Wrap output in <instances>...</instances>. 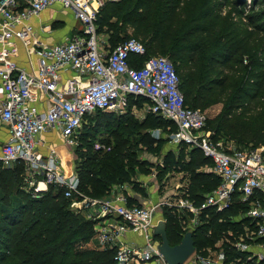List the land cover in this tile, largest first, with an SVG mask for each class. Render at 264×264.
<instances>
[{
    "label": "built area",
    "instance_id": "1",
    "mask_svg": "<svg viewBox=\"0 0 264 264\" xmlns=\"http://www.w3.org/2000/svg\"><path fill=\"white\" fill-rule=\"evenodd\" d=\"M108 1L118 0H0V131L6 133L0 139L1 165L22 164L24 185L33 196L50 185L60 189L73 212L93 221L92 239L100 249L113 251L114 264H168L158 249L160 238L153 233L159 220L165 223L163 209L184 214L182 235L205 223L208 210L232 211L219 219L233 223L223 237L213 247H195L182 264H264V145L240 148L232 141L213 139L204 128L205 113L185 105L178 74L167 56L149 55L139 66L129 63L131 56L146 55L139 39L131 36L103 51L95 21ZM54 4L70 11L81 27L47 44L35 35L28 19ZM16 41L34 54L35 70L26 71L14 60ZM130 96L145 98L148 113L175 124L176 130L167 133L175 154L184 145L211 160L209 167L199 170L214 174L219 183L201 201L189 197L187 181L168 187L165 177L156 180L157 171L151 172L156 201L151 191L143 196L124 182L114 184L107 196H89L80 190L74 170L62 169L55 147L45 155L37 152L38 136L53 129L66 145L75 147L87 115L97 110L124 114ZM43 99L45 109L40 111L37 103ZM158 164L163 166L161 160ZM126 233L142 241L125 239ZM230 250L239 256L229 259Z\"/></svg>",
    "mask_w": 264,
    "mask_h": 264
},
{
    "label": "trees",
    "instance_id": "2",
    "mask_svg": "<svg viewBox=\"0 0 264 264\" xmlns=\"http://www.w3.org/2000/svg\"><path fill=\"white\" fill-rule=\"evenodd\" d=\"M227 2L233 15L221 13L220 6ZM245 9L248 26L233 21ZM95 24L108 35L112 48L126 39L114 42L127 30L144 44L146 55L131 56V65L139 66L149 55L167 56L176 66L188 107L203 111L221 103L220 112L204 127L213 139L231 140L240 148L264 145V0H250L248 5L246 0L108 1ZM148 114L144 123L129 121L128 112L97 110L86 116L74 147V172L82 193L104 197L112 185L129 181L139 162L138 145L150 150L154 141L141 132L143 125L176 130L173 122ZM107 128L109 149H94L95 136ZM162 163L157 179L161 181L164 172H183L189 197L196 201L219 183L214 174L199 170L211 165L199 149L189 148L187 154L184 147L177 154L168 150L162 154ZM22 173V164L3 167L0 163V264H114L112 250L84 246L94 235L93 221L73 212L69 200L54 186L33 196ZM136 188L145 194L142 187ZM208 212V220L192 233L197 249L213 247L233 224L219 220L227 218L230 210ZM163 214L167 239L174 245L182 237L185 216L166 209ZM227 253L229 259L239 256L234 250Z\"/></svg>",
    "mask_w": 264,
    "mask_h": 264
},
{
    "label": "rangeland",
    "instance_id": "3",
    "mask_svg": "<svg viewBox=\"0 0 264 264\" xmlns=\"http://www.w3.org/2000/svg\"><path fill=\"white\" fill-rule=\"evenodd\" d=\"M249 2H250V0H246L247 5ZM227 3H223L220 6V9L222 10L221 13H222V15H225L226 13H231L233 15L234 13L231 11L230 3L229 2H227ZM246 9L241 14H238L239 16L234 15L233 21H236L239 24H244L245 26H248L247 17L245 18V15L248 13ZM59 16L64 18V19L58 18ZM69 16L70 15L67 14L66 12H57L56 11V13H55L56 18L52 17L50 19V22L48 21V23H47V26H49V30L52 31V34L58 35V34H63V33H70L72 30L76 29L79 26V24H78L79 22L78 23L77 22L71 23L74 21L71 20V18ZM95 33H96V36L98 38L99 43L104 48L103 51H106V52L110 51L112 49V47H111L112 45L110 44L108 35L106 33H104V31L102 29L101 30L96 29ZM129 36H132L130 30H127L126 32H120L119 35L117 36L119 38L117 40L115 39L114 42L115 41L116 42L121 41V40H123ZM146 104H147V101L143 97H133V99L129 98L128 107L126 109V112H128V114L130 116L128 118V120L129 121L130 120H136L140 123H144V121H146V119L149 115L148 112L146 111ZM221 108H222V104L216 103V104L209 106L207 109L203 110V112L206 115V121H208L211 117H214L215 115H217L220 112ZM208 124H209V121L206 123L207 127H209ZM161 127L162 126H159V125H157V126L143 125V128H141V132L142 133H148L149 134L148 136L152 137L154 139V141L151 144L150 150L144 149L145 146L138 145V148L136 151V157L140 163L138 162L137 165H135L134 168L132 169L129 181H123L124 183H128L129 185H131L133 188H135V190H137V188H136L137 186L140 187L141 182L138 181V179H140L141 176H144V177L147 176L146 180H143L145 187H149L150 184H151V186L154 184L155 180L152 178L151 172L152 171H157V172L159 171L158 169H160V167H159L158 162H159V159L161 158L163 153H165L168 150L175 149V147L173 145L169 144V142L167 141V133H169V132L166 129H163ZM168 127H170V126H168ZM155 130L158 131V135H159L158 137H155L156 132L154 135ZM109 131L110 130H108V128L102 129L99 131V133L95 136V139L96 138L97 139L94 140V142H95L94 143V147H95L94 149H97L99 147L103 151L109 149V146L105 143L107 140L110 139ZM181 147L185 148V153L187 154L189 148L185 147V146H181ZM181 147H179V150ZM68 149L72 153L71 154L72 158L70 157V161H71V168L74 169V161L76 158V154L74 152V147L69 145ZM204 166L205 165H203L202 167H204ZM209 166L210 165H206V167H209ZM157 172H156V174H157ZM182 175L183 174L176 173V174H173L171 176H166V174L164 172V176L162 177V179H164V177H165V180L168 181V183H169L167 186L171 187L173 184H175L174 182L179 181V178L181 179V182L185 181ZM157 177L158 176L156 175V180H158ZM143 196H145V195L143 194ZM151 197L154 198L155 195H152ZM179 214H181V213H179ZM158 215H159L158 213H155V217H157ZM181 223L183 225L182 221H181ZM128 240H136L138 242H141L142 238L138 237L136 234H131V236L128 237Z\"/></svg>",
    "mask_w": 264,
    "mask_h": 264
},
{
    "label": "crops",
    "instance_id": "4",
    "mask_svg": "<svg viewBox=\"0 0 264 264\" xmlns=\"http://www.w3.org/2000/svg\"><path fill=\"white\" fill-rule=\"evenodd\" d=\"M57 12H66L67 14H69L71 20H73L74 22L71 23H75V22H79L78 20H76L72 13L70 11H68L67 9H63L60 7L59 4H54L44 10H42L38 15L32 16L28 19V22L33 26L34 31H35V35L41 39L43 42L47 43V44H52L55 43L57 41L62 40L66 35L71 34L72 32L76 31L77 29H80L81 25L80 22L78 23L79 26L72 30L70 33H63V34H58V35H54L52 34V31L49 30V26H47L48 21L50 22V19L52 17H55V13ZM56 18V17H55ZM61 19H64L62 17H58ZM17 44V53L14 57V60L16 61V63L18 64L19 67L25 69L26 71H33L35 70V56L34 54H29L27 53V49L24 47V45H22L21 42L16 41ZM66 76L71 75V72H66L65 73ZM63 78H65V76L63 75ZM37 107L40 111H43L45 109V102L44 99L42 100V102H38L37 103ZM6 137V133L5 131H0V139L5 138ZM39 143L36 146V150L39 154L41 155H45L47 154L48 150L50 147H55L60 158H61V167L64 169V171L66 172H70L72 170H74L73 168H71V161H70V157L71 156V152L68 149V146L63 142L62 136L59 132L58 129H53L50 131H45L42 132L39 136ZM68 149V150H67ZM162 161V156L159 159V161ZM70 165V166H69ZM67 167V168H66ZM170 175L176 174V173H180L183 174V178L185 181H187V179L184 176L183 172H175V171H171L169 172ZM147 177V176H146ZM146 177L141 176L140 180H146ZM183 181V180H182ZM179 182H181V179L179 178ZM175 183V182H174ZM150 187V188H149ZM149 187H145L142 188L144 191H151L152 195H155L154 192L155 191V187L154 185ZM156 198V195L153 199ZM157 199H155L154 201H156ZM131 236V233H126L125 234V239H127L128 237ZM87 247H93V248H98V244L97 242H95L94 239H91L90 241L87 242ZM141 264H155L154 262H145V263H141Z\"/></svg>",
    "mask_w": 264,
    "mask_h": 264
},
{
    "label": "water",
    "instance_id": "5",
    "mask_svg": "<svg viewBox=\"0 0 264 264\" xmlns=\"http://www.w3.org/2000/svg\"><path fill=\"white\" fill-rule=\"evenodd\" d=\"M153 233L160 238L158 249L168 264H182L195 249L191 231H186L180 241L174 245H171L167 239L165 223L162 220L157 222Z\"/></svg>",
    "mask_w": 264,
    "mask_h": 264
}]
</instances>
